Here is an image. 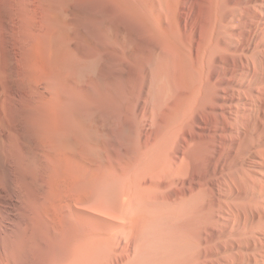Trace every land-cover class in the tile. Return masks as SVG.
<instances>
[{
    "label": "bare ground",
    "instance_id": "6f19581e",
    "mask_svg": "<svg viewBox=\"0 0 264 264\" xmlns=\"http://www.w3.org/2000/svg\"><path fill=\"white\" fill-rule=\"evenodd\" d=\"M0 264H264V0H0Z\"/></svg>",
    "mask_w": 264,
    "mask_h": 264
}]
</instances>
